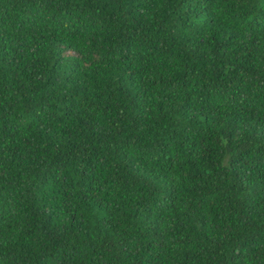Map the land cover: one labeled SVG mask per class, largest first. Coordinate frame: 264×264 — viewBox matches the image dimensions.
<instances>
[{"label": "trees", "instance_id": "16d2710c", "mask_svg": "<svg viewBox=\"0 0 264 264\" xmlns=\"http://www.w3.org/2000/svg\"><path fill=\"white\" fill-rule=\"evenodd\" d=\"M0 264H264V0H0Z\"/></svg>", "mask_w": 264, "mask_h": 264}]
</instances>
